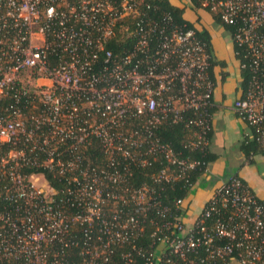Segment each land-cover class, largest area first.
Returning <instances> with one entry per match:
<instances>
[{
	"label": "built area",
	"instance_id": "1",
	"mask_svg": "<svg viewBox=\"0 0 264 264\" xmlns=\"http://www.w3.org/2000/svg\"><path fill=\"white\" fill-rule=\"evenodd\" d=\"M198 3L232 28L251 73L232 110L264 146V0ZM149 8L0 0V264H264V204L237 175L188 225L187 210L171 216L158 191L128 182L150 161L166 162L157 184L186 179L199 161L156 133L185 121L186 147L203 149L213 114L212 54L194 29L168 13L150 19ZM146 223L147 253L134 243Z\"/></svg>",
	"mask_w": 264,
	"mask_h": 264
},
{
	"label": "crops",
	"instance_id": "2",
	"mask_svg": "<svg viewBox=\"0 0 264 264\" xmlns=\"http://www.w3.org/2000/svg\"><path fill=\"white\" fill-rule=\"evenodd\" d=\"M169 1L183 9V18L196 30H205L209 34L214 57V112L208 147L215 159L210 162L203 183L188 198V214L184 220L188 225L201 212L214 188L230 175L240 177L251 192L264 201V156H255L251 163L239 149L241 143L250 138L251 131L232 110L233 101L241 96L244 86L229 30L207 10L196 9L190 0Z\"/></svg>",
	"mask_w": 264,
	"mask_h": 264
},
{
	"label": "trees",
	"instance_id": "3",
	"mask_svg": "<svg viewBox=\"0 0 264 264\" xmlns=\"http://www.w3.org/2000/svg\"><path fill=\"white\" fill-rule=\"evenodd\" d=\"M146 1L150 4V8L144 10L148 12L150 19H152L153 17H158L163 13H168L172 17L173 22L175 24L179 26H184L185 28L194 29L196 32V36L199 37L201 41L205 43L207 50L209 51V53H211V43H210L209 34L205 30L202 31L196 30L191 23L186 21L183 18L182 8L173 6L169 0H146ZM190 2L193 6H195L196 9L201 8V6L198 3V0H190ZM213 16L217 22H219L223 27L227 28L229 32H231L232 28L230 26L223 25L220 22L218 16L216 15ZM154 38L155 37H152L151 39V43H150L151 49H154L156 45L154 43L155 41ZM112 49L116 52L117 51L119 52L121 49H124V47L117 45ZM239 51H241V49L235 47V52H239ZM239 58L241 60V57ZM244 62L246 64L245 60ZM241 75H242L241 78L243 80V86H244L243 89H244L246 88L248 80L251 76L247 64L245 68L241 69ZM208 78H210V80L215 84L214 57L212 55L210 60V66L208 69ZM208 111L209 113H213L214 107H210ZM185 125H186L185 121H183L178 124L161 126L156 134L159 136V138L163 143L169 145L174 152L180 155L181 158L199 161L200 165L196 167L194 170L188 171L186 179L177 180L175 182L165 185L157 184L154 181V176L166 165V162L150 161V164L146 166H142V167L132 166L131 167L132 175L129 177V181H128L129 184L134 187L148 185L152 187L154 190L158 191L162 204L167 205L169 207L170 210L169 215L171 216L182 215L186 210H188L187 207H183L184 202L188 201V198L191 195L195 194V190L197 189V187H199V185L203 183L205 179L203 175V171L205 170V167L215 159V155L211 154L208 146H205L203 149H194V150H190L188 147H186L188 141L192 139V134H191L192 128L191 127L188 128ZM249 129L251 131L250 138L244 140L241 143L239 149L242 152L243 156L246 159H249V162L252 163V158H254L255 156L258 155L264 156V146L259 144L258 141L256 140V137L254 135V130L251 127H249ZM207 140L208 141L210 140V132L207 134ZM94 155L100 156V151L95 150ZM45 176L53 187L55 188L58 187L57 184L53 182L50 174L45 173ZM161 187H163L162 190ZM177 200L183 201L180 208H178V206L176 205ZM260 201L264 204V201L262 200ZM151 215L157 218L158 222H161L160 217H157L154 212H152ZM153 229L154 228L152 226L146 223L144 231L140 233L137 237L138 239L134 241V243H136L138 247H143L146 253L151 251L149 245L152 241L151 233L153 232ZM128 249L129 247L126 246L120 251H126ZM136 261L137 264H142V259L140 257L136 258Z\"/></svg>",
	"mask_w": 264,
	"mask_h": 264
}]
</instances>
